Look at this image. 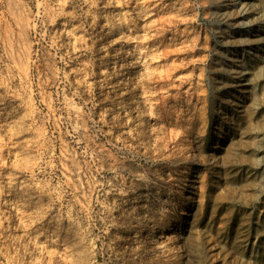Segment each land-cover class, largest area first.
<instances>
[{
	"label": "rangeland",
	"instance_id": "rangeland-1",
	"mask_svg": "<svg viewBox=\"0 0 264 264\" xmlns=\"http://www.w3.org/2000/svg\"><path fill=\"white\" fill-rule=\"evenodd\" d=\"M231 1L0 0V264H264V46Z\"/></svg>",
	"mask_w": 264,
	"mask_h": 264
},
{
	"label": "bare ground",
	"instance_id": "bare-ground-1",
	"mask_svg": "<svg viewBox=\"0 0 264 264\" xmlns=\"http://www.w3.org/2000/svg\"><path fill=\"white\" fill-rule=\"evenodd\" d=\"M231 3L233 5L234 4L237 5L238 11H240V15L244 16L245 18H248V20H243L239 23V26L242 28V31L250 32L256 35L257 36L256 40L258 41V43L262 44L263 47L264 46V36H263L264 12L261 11L257 2L253 0H232Z\"/></svg>",
	"mask_w": 264,
	"mask_h": 264
}]
</instances>
